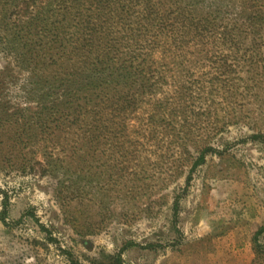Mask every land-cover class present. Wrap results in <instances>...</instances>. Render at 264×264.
Listing matches in <instances>:
<instances>
[{
    "label": "rangeland",
    "instance_id": "374dc122",
    "mask_svg": "<svg viewBox=\"0 0 264 264\" xmlns=\"http://www.w3.org/2000/svg\"><path fill=\"white\" fill-rule=\"evenodd\" d=\"M223 10L231 25L229 1ZM192 16L209 18L197 40L178 28L175 40L155 49L143 37L136 49L114 43L130 51L122 60L133 58L141 76L116 79L109 66L88 61L68 101L72 118L59 126L51 112L48 131L39 116L50 103L44 82L55 67L22 65L20 43L1 32L0 264H70V255L82 264H114L122 249V264H264V232L256 235L264 230V143L252 139L264 135V23L251 61L244 56L252 51L249 35L233 56L201 46L221 21L201 7ZM62 20L29 39L33 55H44ZM80 114L84 122L72 126ZM207 148L218 153H207L187 185ZM130 242L135 246L125 247Z\"/></svg>",
    "mask_w": 264,
    "mask_h": 264
},
{
    "label": "trees",
    "instance_id": "16d2710c",
    "mask_svg": "<svg viewBox=\"0 0 264 264\" xmlns=\"http://www.w3.org/2000/svg\"><path fill=\"white\" fill-rule=\"evenodd\" d=\"M227 1L230 2V9L234 8V10L228 17L232 24L225 26L227 25L225 24L226 13L223 6ZM1 2L4 5L0 10V35L1 32H6L11 35L8 39L9 43H20L21 53L19 58L22 65L29 62L34 63L39 71L48 64L53 68L55 67L51 72L53 80H43L45 81L44 85L51 87V94L47 101L50 103L39 116L41 118L40 122L43 120V127H47V131L51 119L54 118L53 113L55 111L58 113L56 116L59 115V119L56 118L59 126H62L60 123L62 120L64 124L72 118L69 119L70 114L68 111L72 110L73 104H69L68 101L77 97L73 92L79 82L78 80L83 79L86 75L84 65L88 61L95 60L90 64L91 68L109 66L110 70L108 71L112 73L111 77L116 79H129L135 75L141 76L143 75L142 71L132 70L135 69L132 65L133 58L122 60L123 56L127 57V53L130 51L123 52L124 50L121 51L114 43L125 40L127 48H130L143 37V40L149 43V48L155 49L167 45V38L172 37L175 40L178 28L184 36L188 34V37H192L193 41L197 40L199 36L203 35L201 29L210 26L209 18L204 17L197 20L192 16L200 7L206 9L210 17L214 16L215 19H220L221 24L219 27L222 28L216 30L214 35L205 40L201 46L211 44L222 47L224 50L231 51L233 56L241 49V38L244 35H249L252 51L251 53H244L245 58L252 61L260 54L257 34L264 23V0H78V4L76 0H1ZM184 2H192L194 5L190 4L188 7H182L181 5ZM169 3H173L175 11L170 12L169 10V12H166V6ZM173 13H176L175 17L168 16ZM61 16L63 20L58 29V34L56 38L53 37L44 45V55L40 53L41 51L33 55L34 44L29 42V39L33 35H40L46 30L51 25V19L58 20ZM71 23H73V26L70 29L73 31L68 33V25ZM142 30L152 32L142 34ZM19 35H22L20 39H26L24 44L17 37ZM215 35L216 37L213 38ZM137 47L131 48L136 49ZM199 51L201 52L202 49ZM209 56L206 54L204 57ZM103 60H106V62ZM72 62H75V65L72 66ZM143 63L146 64L147 62L143 61ZM59 67L61 69L57 70ZM71 68L73 70H69ZM101 72L106 75L103 69ZM94 73L100 75L97 69ZM54 74H58L56 78ZM70 78L74 79L69 80ZM145 81L144 78L138 80L141 84H144ZM144 86L145 88L141 90L143 92L148 90V87ZM180 89L182 94L187 92L184 86ZM0 116L1 121L3 120V114ZM83 122L84 115L80 114L72 120L71 125H77L76 127L80 128ZM255 127L257 128V126ZM58 136L59 134L56 137ZM123 138L128 139L126 135H123ZM252 139L264 143L262 133L253 135ZM209 152L218 153L214 148H207L199 154V157L193 162L187 185L192 180V174L204 165L206 155ZM179 201L177 199L173 204V221L176 224L179 220ZM7 202L6 199L5 211L1 216L4 224H6V217L8 216ZM25 215L36 219L33 212L29 211ZM263 232L262 229L258 231L257 237ZM132 246H135V244L130 242L125 247ZM121 252L117 255L114 264H122ZM69 262L70 264H82L71 255L69 256Z\"/></svg>",
    "mask_w": 264,
    "mask_h": 264
}]
</instances>
